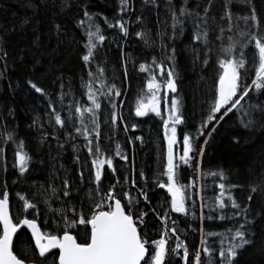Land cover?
Wrapping results in <instances>:
<instances>
[{
	"label": "snow or ice",
	"instance_id": "6c2138e0",
	"mask_svg": "<svg viewBox=\"0 0 264 264\" xmlns=\"http://www.w3.org/2000/svg\"><path fill=\"white\" fill-rule=\"evenodd\" d=\"M90 4L22 0L20 23H0V85L13 99L34 93L43 104L42 113L30 106L35 135L23 137L15 105L0 96V264H237L248 249L264 256V0H140L139 12L136 0H117L111 19ZM75 29L84 38L78 80L54 62L61 47L81 43ZM133 37L139 50L128 52ZM181 54L195 77L190 107ZM20 69L26 74L14 78ZM134 77L142 86L125 115ZM229 114L238 118L230 136L238 162L205 169L206 148ZM152 116L164 147L150 175L137 173L124 150L143 146L144 136L124 145L117 137ZM192 232L199 244L190 250Z\"/></svg>",
	"mask_w": 264,
	"mask_h": 264
},
{
	"label": "trees",
	"instance_id": "16d2710c",
	"mask_svg": "<svg viewBox=\"0 0 264 264\" xmlns=\"http://www.w3.org/2000/svg\"><path fill=\"white\" fill-rule=\"evenodd\" d=\"M21 4H22V0H0V23L6 24L8 26L18 25L20 23L21 17L24 15L25 12V10L21 7ZM116 4H117V0H91L90 10L93 12L102 13L111 19L113 16H115ZM139 8H140V0H136L137 12H139ZM154 19L155 17H152L153 21ZM100 23L102 24L106 32L111 33L113 31L112 29H108L107 26L103 24L102 20L100 21ZM46 26L47 25L45 23V25H43L42 27H46ZM18 35H19L18 32L13 35L12 37L13 41H15L18 38ZM71 35L76 36V38L79 41H81V43L79 45L71 44L68 46L61 47L60 52L56 56L54 62L57 65H62V71L65 74H67L70 79L75 77L78 80L79 77L81 76V61L79 59V55L83 52L82 42L84 38L81 35L79 29H75L74 32L71 33ZM131 44L132 46H129L127 48L128 52L139 50L140 42L135 41L134 37ZM177 47L182 48L183 44L182 43L178 44ZM109 56L111 57L114 63H118L119 52L114 45L111 47ZM179 62L180 65L182 66L183 75H184L183 81L181 83V88L183 90L182 94L188 98V106L190 107L191 90H192V85L190 84V81H194L195 77L189 74L188 66L186 64L183 54L180 55ZM109 67L111 68V65H109ZM25 74H26V70L20 69L17 72L13 73V77L14 78L17 76L23 77ZM117 83H119V81H117ZM141 86H142L141 83L138 82L134 77L132 80V87L130 93L125 98V103H126V107L124 109L125 115L128 114V109L135 104ZM0 96H2L3 99H5L6 101H9L10 103L15 105L20 136L31 137L35 135V133L27 131V125L31 123L32 116L36 114L31 111L30 106L37 105L38 111L42 113L43 104L40 103V100L42 98H38L34 93L31 94L30 96H25L23 92H18L15 95V98L13 99L12 95L10 94L7 88L6 83L0 85ZM77 98H80V96L77 95ZM84 103L85 104L87 103L86 99L84 100ZM161 107L163 109V104L161 105ZM136 119L137 118H135L134 116L132 117V120H136ZM236 119L238 118L233 117V114H229V118H226L228 122L224 123L223 126L220 128V130L214 134L215 138L207 146L205 155L203 157V166L205 169H208L210 167L214 168L217 164L228 165L234 162H238V158L240 156V150L233 146L230 139L231 132L235 130L236 127L234 122ZM143 121L140 123L139 128L137 129L136 132L129 131V133L125 134L122 131L123 126H121V131L119 136L117 137V140L122 145H124L126 137L128 136H135V135L144 136L145 143L143 146H141L140 141H137L134 147L128 145L125 147L124 150L129 155L130 160L134 156V164L137 173L140 169H144L151 175L153 170L159 167V157L164 147L163 136H162L163 133L162 122L158 117L156 118L152 117L151 119L145 117L143 118ZM158 129H160V136H158V133H155L153 135V131ZM184 131L185 130L183 129V127H181V129L179 130L182 136L184 134ZM188 131H192V129H188ZM202 142H203V137L200 139L198 144ZM114 149H115V142H113L112 144L113 152ZM71 161H72V152L71 149H69L65 157V163L71 167L72 166ZM122 164H124L123 161H117L118 167ZM191 175H192V170L186 168L184 172L185 183H187V180L188 178L191 177ZM33 179L42 180L43 174L38 173L36 176L33 177ZM157 192L163 193V190L157 189ZM150 195L153 196V203H158L162 199L161 196H156L154 194H150ZM164 195H166V193ZM142 205L143 202L141 201V206ZM18 209H19V204L18 202L15 201L14 193H13V204H12L13 215L16 214ZM148 219H150L154 225L159 224V221L155 220V218L152 216H150ZM181 219L183 218L181 217ZM26 239L31 243L28 236L26 237ZM187 243L190 247V250L194 249V247L199 244L198 233L196 232L190 233L187 238ZM237 264H264V256L260 255L258 252L253 251L252 249H248L240 254Z\"/></svg>",
	"mask_w": 264,
	"mask_h": 264
},
{
	"label": "bare ground",
	"instance_id": "6f19581e",
	"mask_svg": "<svg viewBox=\"0 0 264 264\" xmlns=\"http://www.w3.org/2000/svg\"><path fill=\"white\" fill-rule=\"evenodd\" d=\"M157 145V144H156ZM154 149V148H153ZM156 149V148H155ZM154 152V151H153ZM156 154V153H155ZM159 156V155H158ZM158 158V157H157Z\"/></svg>",
	"mask_w": 264,
	"mask_h": 264
}]
</instances>
